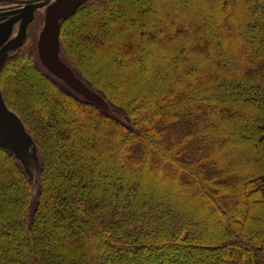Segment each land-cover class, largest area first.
<instances>
[{"label":"trees","instance_id":"1","mask_svg":"<svg viewBox=\"0 0 264 264\" xmlns=\"http://www.w3.org/2000/svg\"><path fill=\"white\" fill-rule=\"evenodd\" d=\"M2 66L32 184L0 145V264H264V0H85Z\"/></svg>","mask_w":264,"mask_h":264},{"label":"water","instance_id":"2","mask_svg":"<svg viewBox=\"0 0 264 264\" xmlns=\"http://www.w3.org/2000/svg\"><path fill=\"white\" fill-rule=\"evenodd\" d=\"M85 0H53L47 4L43 27L38 33L36 42L37 58L40 64L55 77L63 80L71 89L84 98L93 101L108 114L111 111L107 102L93 89L81 81L70 66L61 59L59 52V22ZM46 2V1H45ZM44 2V3H45ZM25 36V28H18L17 33L3 48L0 63L8 50L15 49ZM0 145L10 150L21 162L34 184L38 172V157L34 141L23 126L20 118L9 109L0 92Z\"/></svg>","mask_w":264,"mask_h":264},{"label":"flooded vegetation","instance_id":"3","mask_svg":"<svg viewBox=\"0 0 264 264\" xmlns=\"http://www.w3.org/2000/svg\"><path fill=\"white\" fill-rule=\"evenodd\" d=\"M51 1L53 0H0V55L8 41L17 33L20 24L21 28H25L21 44L15 49L8 50L0 63V82L3 64L20 49L31 46V51L34 49L35 55L37 54L38 33L43 27L46 6Z\"/></svg>","mask_w":264,"mask_h":264}]
</instances>
